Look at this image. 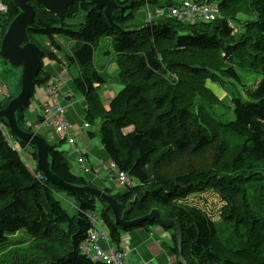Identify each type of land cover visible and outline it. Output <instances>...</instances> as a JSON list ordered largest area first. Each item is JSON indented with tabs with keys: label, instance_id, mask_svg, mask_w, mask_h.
<instances>
[{
	"label": "trees",
	"instance_id": "1",
	"mask_svg": "<svg viewBox=\"0 0 264 264\" xmlns=\"http://www.w3.org/2000/svg\"><path fill=\"white\" fill-rule=\"evenodd\" d=\"M196 1L217 3L222 17L187 23L166 15L150 26L127 25L139 7L159 0H116L122 7L112 12V19L122 28L119 31L103 9H95L88 0H73L62 18L34 4L27 32L36 45L33 35L43 34L58 50L61 46L55 36L60 32L75 41L66 57L81 69L73 83L85 102V120L100 122L99 139L109 160L135 180L130 187L105 189L128 208L127 220L153 208L162 219H178L187 264H264V0ZM3 2L8 9L0 15L1 36L20 12L13 0ZM175 4L165 0L157 6ZM80 11L84 22H79V30L59 26ZM228 19L238 32H232ZM111 34L116 35L112 51L122 88L104 108L94 84L105 79L93 59L99 38ZM44 56L59 61L51 50L44 49ZM245 64L260 66L262 76L246 89L245 98L231 97L232 109L215 115L213 108L220 99L206 81L242 82L237 68ZM48 77L41 69L34 86L45 84ZM19 88H7L0 108ZM28 106L17 111L16 118L21 129L32 131L24 114ZM228 132L243 141H231ZM28 146L36 159V147ZM56 147L53 144L49 151L51 171L69 184L88 185L84 176L71 171ZM36 173L8 145L0 129V245L20 230L28 235L0 246V264H105L86 258L78 249L91 227L86 213L96 212L98 203V215L115 245L123 229L157 224L150 219L121 228L105 202L85 193L80 195L76 213L69 215L56 197L64 190L40 181ZM208 188L224 201L218 220L197 205L182 202L189 194ZM167 230L172 232L171 250L178 254L176 227ZM225 232L227 236L221 238Z\"/></svg>",
	"mask_w": 264,
	"mask_h": 264
},
{
	"label": "water",
	"instance_id": "2",
	"mask_svg": "<svg viewBox=\"0 0 264 264\" xmlns=\"http://www.w3.org/2000/svg\"><path fill=\"white\" fill-rule=\"evenodd\" d=\"M73 0H13L18 7L19 13L13 18L8 25L0 44V59L6 60L9 65L17 70L19 73L18 81L12 86L17 88L19 92L16 96L8 100L5 107L0 108V120L5 119L11 133L14 137L27 144L36 147V164L39 171L45 177V180L56 188L62 189L73 194L79 203H81L80 195L85 193L87 195H94L100 198L107 204L114 215V222L122 228H128L134 225L154 219L163 227H176V241L179 261L182 264H187L183 256V230L182 225L178 219H162L159 210L153 208L148 214L132 220L126 219L128 208H124L123 204L118 202L113 195L107 193L93 185L77 186L65 182L63 179L55 175L50 168L49 151L52 145L49 144L44 137L34 131L23 130L18 126L16 112L25 108L30 101V94L33 91L36 77L42 67L43 50L30 41L28 35V27L34 19V4L44 7L46 10L56 13L59 18L65 14L68 6ZM93 4L97 10H102L109 23L116 29L121 31L118 24L114 23L112 19V12L117 10L120 6L116 0H88ZM34 2V3H33ZM126 31V30H124ZM16 76V73H12ZM80 208V206H79Z\"/></svg>",
	"mask_w": 264,
	"mask_h": 264
},
{
	"label": "rangeland",
	"instance_id": "3",
	"mask_svg": "<svg viewBox=\"0 0 264 264\" xmlns=\"http://www.w3.org/2000/svg\"><path fill=\"white\" fill-rule=\"evenodd\" d=\"M159 4H160V1H159ZM145 16L143 18L142 23H145L147 25L148 18L145 19ZM79 22H84V13L82 11H80V13L77 12V14L72 18H66L63 23H59V26H61L64 29L69 28L73 30H79L80 29ZM70 23H77L78 25L77 24L70 25ZM57 37H58V40L61 41V44L60 43L59 44L62 47V53H60L61 52L60 50H59V53L61 55L64 54L65 56L64 60L68 62V64H66L67 70L69 71L67 76L76 78L79 76L78 73L72 72L73 71L72 68L75 67V63L69 62L66 57V54L68 53V48L66 46V43L69 40L71 41V38L64 32H60L57 36H55V39ZM113 38H116V37L112 34L99 38L98 44L95 49V62L96 63L100 62V57L104 56L107 50H110L111 52H113L112 45H111ZM33 39L42 48V50L44 49L52 50V46L49 44V42L46 43L48 38L45 35L34 34ZM0 40H1V34H0ZM45 58L51 59L48 56H44L42 60H44ZM237 72L242 82H238L236 80L225 79V78L221 81V83L207 81V86L211 88L213 92L220 99V104H217L213 108L214 114L217 116L223 114L229 108L232 109V102H231L232 96H240L243 98L246 97V94H245L246 89L255 85V83L262 76L263 69L260 66H251L250 64H245L244 66H241L240 68L238 67ZM12 73H16V76H13ZM42 75L44 76L43 73ZM18 78H19V73L17 72V70L13 68L11 65H9L8 63L2 62V60L0 59V85L7 86V88L11 90L13 89L12 84L16 83L18 81ZM110 83H113L112 80L110 81ZM42 86L43 87L45 86V87L43 88ZM68 92L69 94H72V97L68 100L62 101L61 105L64 108L63 116L66 115V111L69 106L70 107L74 106L73 110L75 112V115L77 116V119L75 118V121H70V123L74 126L75 130H77L76 132H74V135H75L76 133H79L80 129H82V124L84 123V121H86L84 117L85 103L84 101L81 100V97L77 92H73V87L72 89L69 87ZM64 94H65V91H64ZM46 103L48 104L49 107L53 105V102L46 97V85L45 84L41 86L35 85L34 86V97L30 98V102L28 106L30 110L28 111V109H26L24 111L26 119L28 121H33L37 119L39 116L47 117L48 113L46 111V106H45ZM222 118L225 120L224 117ZM232 118H233L232 115H230L229 119L231 120ZM32 123H35V122H32ZM99 126H100V122L96 120L93 123L89 124L88 127L84 128V131L86 132L88 131L93 132L94 135L90 138V140H92L96 144V146H101L99 134H98ZM37 132L41 134L51 145L53 144L57 145L56 148H58L60 151L63 152L64 156L68 160L69 167L73 173H76L79 176H86L85 175L86 172L80 168L79 163L76 160V156L73 155V148L71 147V145L68 143L67 140L60 142V134L56 133L54 129L51 127L41 126V128H39ZM227 136L231 141L235 143H241L243 141L242 137L238 136L237 134L231 133V132H228ZM75 140L77 142V138H75ZM77 144H78L77 146L79 147L78 142ZM21 155L26 159L27 152L24 150H21ZM106 160L107 159H105L101 167V170H100L101 172L99 173V176L105 179H107V175L110 171V169L106 167V163H107ZM110 186L111 185L108 183V187ZM56 197L60 200L63 209L69 215H74L76 213L78 201L73 195L65 191H62L60 194L56 195ZM74 200H75V205H72ZM182 202L188 203V204H194V205L201 207L202 209L207 211L209 213V216L214 220L219 219V214H221L220 208L224 204V201L220 197L219 193L215 189H211V188H208L203 191H195L189 194L184 200H182ZM97 206L98 208L96 212H94V214L97 215L98 218L100 219L98 212H99V208H101V205L98 203ZM17 234L18 236H20L19 239H23L24 236L27 235V234H24L23 230H20ZM18 236L10 235L7 242L0 246H7L8 244L10 245L18 241V238H17ZM225 236H227L226 232L221 235V238H224ZM24 254L26 255L28 254V252H25ZM25 255H23L22 257L25 258Z\"/></svg>",
	"mask_w": 264,
	"mask_h": 264
},
{
	"label": "crops",
	"instance_id": "4",
	"mask_svg": "<svg viewBox=\"0 0 264 264\" xmlns=\"http://www.w3.org/2000/svg\"><path fill=\"white\" fill-rule=\"evenodd\" d=\"M160 4H151L147 7L148 11H155L157 9V5H161L165 2V0H159ZM177 3L178 0H172ZM146 5L139 7L137 12H135V18L132 21L126 22L127 25L142 23L144 16L146 15L145 9L143 8ZM120 27V26H119ZM121 28V27H120ZM122 30V28H121ZM125 30V29H124ZM116 36L115 34H113ZM58 43L61 44V41L58 40V37L56 38ZM72 41V40H71ZM70 40L66 43V46L68 48V54L71 53V47L75 43V41L71 42ZM48 43V40L46 41ZM112 45V43H111ZM96 49V47H95ZM60 53H62V47L60 49ZM63 58H65L64 54ZM94 65L100 70V72L103 71V76L105 81L103 83H95L94 85L98 87L97 90H99V94L101 97L102 104L104 108H108L109 101L112 99L116 93L120 91L122 88V84H120L118 80V66L115 62L114 53L110 50H107V52L104 54V56L100 57V62H95V51H94ZM75 67H73V73H78L80 75V68L76 62ZM68 64V62H66ZM42 73L47 75H55L57 73H62L64 83L61 88V95L64 97L66 93H69V87L72 89L73 92H76L75 86L73 83L74 77L67 76L69 71L63 69L61 71V66L57 60L48 59L45 58L42 60ZM71 77V78H70ZM112 80L113 83H110ZM70 81V82H69ZM209 81V80H207ZM206 81V85H207ZM69 82V83H68ZM41 86V85H39ZM43 87V86H42ZM45 87V86H44ZM43 87V88H44ZM211 89V88H210ZM212 90V89H211ZM65 91V94H64ZM101 91V92H100ZM213 91V90H212ZM102 93V94H101ZM34 97V94L33 96ZM84 101V99H82ZM85 103V102H84ZM74 106H69L66 111L65 118L67 121H75V118L77 119V116L75 115V112L73 110ZM85 109V107H84ZM30 108H28V111ZM25 114V113H24ZM43 116H39L37 119L29 122H38L39 120H42ZM131 128H126L125 131H130ZM77 130H75L76 132ZM90 133L92 132H86L84 129H80L79 133L75 134V138H77V142L79 143L80 148H85L87 151V165L90 166V171H86L80 164V168L86 172V176H84L88 180V184L93 185L95 187H98L102 190L105 189H119L113 182L111 178V172L109 171L107 175V179L102 178L99 176V173L101 172V167L107 159L106 167L109 164V158L107 153L105 152L104 148L101 146H96V144L90 140L92 136H90ZM19 147H21V150L26 151V148L28 145H22L18 140ZM76 142V143H77ZM49 143V142H48ZM50 144V143H49ZM78 145V144H77ZM72 147V146H71ZM73 148V147H72ZM103 148V150H102ZM21 152V151H20ZM27 152V151H26ZM74 155V153H73ZM23 157L22 155H20ZM24 158V157H23ZM25 159V158H24ZM33 157L30 150L27 152L26 159L28 164H33ZM37 159V158H36ZM36 167V166H35ZM36 170L40 174V171L36 167ZM76 174V173H74ZM78 175V174H76ZM108 183L111 185L108 187ZM76 198V197H75ZM72 205H75V200L73 201ZM103 227V224L98 225L96 229H100ZM172 232L170 230H167V227H161L159 226V223L153 224L152 226H135L134 228L130 230H124L121 231V238L119 241V248H126L128 250V260L132 262L133 264H178L179 261V255L174 254L171 250L173 247V240L171 237ZM102 246H105V243H101ZM115 245V244H114ZM181 263V262H180Z\"/></svg>",
	"mask_w": 264,
	"mask_h": 264
},
{
	"label": "built area",
	"instance_id": "5",
	"mask_svg": "<svg viewBox=\"0 0 264 264\" xmlns=\"http://www.w3.org/2000/svg\"><path fill=\"white\" fill-rule=\"evenodd\" d=\"M179 2L178 5L158 9L153 14L148 13V21L155 16L159 17L163 15L171 16L179 21L187 23H195L199 21L210 22L222 17L217 3L197 2L196 0H179ZM5 12H7V5L0 3V15ZM227 23L232 28L234 27L231 20H228ZM52 51L59 59H61L59 52L55 48H52ZM62 62L63 69L66 70L65 63L64 61ZM62 73L63 71L59 74L50 76V82L46 84V93L52 98L51 101L53 102V105L49 107L47 103L45 104L48 116L45 118L44 124L52 126L56 133L63 136L62 138H65L73 146L79 154V157H76L77 162L86 171H90V167L86 164L87 159L82 157L85 154V149L79 148L75 144L74 126L65 120L63 116V106L55 103L53 100L54 97L58 98L60 102L63 99L60 94H57L62 85ZM52 80H54L55 85H52ZM6 92V88L0 86V100L6 95ZM65 96L70 97V94L67 93ZM86 127H88V123L84 122L83 128ZM37 128L38 126H36V129ZM0 129H2V134L6 139H11L9 131L4 133V123H0ZM109 168L113 172V181L117 186L130 187L135 184L125 171L118 169L114 162L109 163ZM36 175L38 176V179L42 180L39 174ZM86 216L91 227L88 230L86 237L79 245L80 253L92 261H100L105 264H133L128 260V250L126 248L120 249L113 247L110 244V236L104 226L100 229H96L98 225L102 224V220L94 213H87ZM101 243H105V246H102Z\"/></svg>",
	"mask_w": 264,
	"mask_h": 264
},
{
	"label": "bare ground",
	"instance_id": "6",
	"mask_svg": "<svg viewBox=\"0 0 264 264\" xmlns=\"http://www.w3.org/2000/svg\"><path fill=\"white\" fill-rule=\"evenodd\" d=\"M0 3L1 4H5L4 2H3V0H0ZM69 7V6H68ZM44 8V7H43ZM7 9H8V7H7ZM54 13V12H53ZM104 13V12H103ZM3 14V13H2ZM54 14H56V13H54ZM8 28V27H7ZM1 42V41H0ZM1 44V43H0ZM6 61V60H5ZM5 63H8L7 61L5 62ZM9 64V63H8ZM50 82V80L48 79L47 80V82H46V84L47 83H49ZM51 83H52V85H55V82H54V80H52L51 81ZM0 86H2V85H0ZM20 90L18 89L17 90V93L19 92ZM32 92L33 91H31V94H30V98H32ZM57 94H61V92H58ZM46 97L48 98V99H50V100H52V98L50 97V95L49 94H47L46 93ZM54 102L55 103H57V104H61L62 102H60V100L58 99V98H56V97H54ZM28 105V104H27ZM24 109V107L22 108V109H20L19 111H22ZM0 121H2V120H0ZM5 119H3V123H4V126H5V132L4 133H6V132H8L9 131V127H8V125L7 124H5ZM1 131H2V129H1ZM63 136H61L60 135V139L62 138ZM18 139V138H17ZM17 139H6V141H7V143H8V145L12 148V149H15V150H17L18 151V153L21 155V147H19V145H18V142L16 141ZM19 140V139H18ZM21 141V140H20ZM22 142H24V141H22ZM25 143V142H24ZM26 145H29V144H27V143H25ZM73 153H74V155L76 156V157H79V154H78V152L73 148ZM36 157H37V155H36ZM82 157H84V158H86L87 159V151L85 150V154L82 156ZM22 158V160L26 163V165L28 166V168L31 170V171H36V167H35V165H33V164H28L27 162V160H25L23 157H21ZM39 170V169H38ZM36 174H39V173H36ZM40 177L42 178V179H44V177H43V175H42V173L40 172ZM36 177H38L37 175H36ZM46 181V180H45ZM47 182V181H46ZM120 249H124V248H120ZM182 249H183V246H182Z\"/></svg>",
	"mask_w": 264,
	"mask_h": 264
},
{
	"label": "clouds",
	"instance_id": "7",
	"mask_svg": "<svg viewBox=\"0 0 264 264\" xmlns=\"http://www.w3.org/2000/svg\"><path fill=\"white\" fill-rule=\"evenodd\" d=\"M43 175V174H42ZM44 177V176H43ZM44 179H45V177H44Z\"/></svg>",
	"mask_w": 264,
	"mask_h": 264
}]
</instances>
